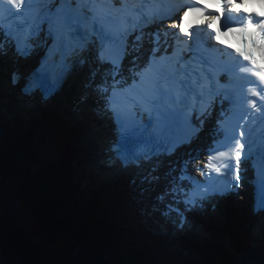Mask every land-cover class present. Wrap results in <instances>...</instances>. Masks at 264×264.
Instances as JSON below:
<instances>
[{"label": "snow or ice", "instance_id": "snow-or-ice-1", "mask_svg": "<svg viewBox=\"0 0 264 264\" xmlns=\"http://www.w3.org/2000/svg\"><path fill=\"white\" fill-rule=\"evenodd\" d=\"M147 2L0 0V57L8 55L12 44L16 53L24 57L35 48H45L42 71L34 73L23 89L29 95L39 89L44 100L56 94L69 74L88 65L91 72L85 88L104 101L103 109L111 113L115 125L117 140L110 148L115 159L125 169L139 170L142 163L157 158L150 168L137 171L142 192L149 191L160 179L156 174L159 157L171 156L180 145L190 144L204 125L201 117L211 116L213 103L223 96L222 119L217 120L218 127L206 151L207 161L196 169L206 181L191 174L190 165L200 162L202 157L190 154L189 159L169 168L165 175L171 186L157 199L164 201L165 196H170L175 203H168L164 214L175 213L178 227L183 230L187 224L190 229L192 224L185 213L209 204L214 211L213 200L236 192L245 179L242 162L244 172L251 162L258 193L254 211H264V0H189L190 6L184 9L179 22L170 25L178 29L172 33L177 37V47L171 55L159 56L161 34L159 31L146 34L143 29L149 21L138 19L144 16L142 8ZM225 13L238 17V21L219 26ZM151 18L163 17L153 12ZM194 28L207 30L217 44L230 50L227 55L240 58L235 68L227 70L231 77L229 84L221 83L217 65L192 46L196 42L189 43ZM145 35L150 37L148 43L152 47L141 68L136 61L141 59ZM181 35L188 38L183 43L191 55H183L185 49L179 47ZM229 37L245 48H233L228 43ZM248 45L259 50V58L247 50ZM128 56H132L130 81L122 70ZM12 80L16 83L18 76L13 74ZM225 88H230V92L223 91ZM82 99L86 100L87 95ZM225 99L230 101L227 116ZM194 114L198 125L193 123ZM221 176L232 179H217ZM136 179L132 181L134 184Z\"/></svg>", "mask_w": 264, "mask_h": 264}, {"label": "trees", "instance_id": "trees-1", "mask_svg": "<svg viewBox=\"0 0 264 264\" xmlns=\"http://www.w3.org/2000/svg\"><path fill=\"white\" fill-rule=\"evenodd\" d=\"M24 131L14 142V145L9 146L5 143L0 148L2 180L3 183H7L11 187L10 189L15 188L14 183L20 185L21 192L19 195L22 198L21 203L24 202L22 206H26L27 213L31 214L40 225L42 224V230H45L47 235L54 240V248L59 250L56 251L57 253L45 252V255L37 258L38 252L34 250L35 242L28 239V243L23 247L25 249L32 247L30 254L34 258L31 257L33 258L31 262L33 264H65L62 261L69 260L74 255L73 250L89 246L97 249L102 256L107 257L111 264H123L122 256H114L112 252L113 248L110 241L114 238L113 226L103 221L102 224L99 222L101 219L91 212L93 206L91 203L85 206L77 202L74 192H76L75 186L77 187L78 184L73 181L74 177H69L68 164H66V177L63 167L44 169L42 173L36 175L32 168H36L40 161L37 146L32 131ZM9 141L11 139H8ZM3 183L0 182V211L3 209L5 214L3 217L0 216V232L6 231L9 222L10 224L13 223L15 226H10L12 227V231L9 233L10 237L23 242L24 238H29L27 237L28 233L26 230L17 228L18 225L15 222L17 218L14 215L9 216L8 209L11 207V203L2 197L6 194L1 187L5 186ZM80 184L82 185V183ZM79 190H81V186L77 192ZM90 192L92 191L88 189L84 191L82 187L78 196L80 198L86 197L87 195L84 194ZM94 193L96 192L93 191ZM242 245L240 242L237 247L241 248ZM115 247L117 248V245ZM213 251L214 258L207 257L204 264L234 263L228 257L227 252L225 253L222 244L215 246Z\"/></svg>", "mask_w": 264, "mask_h": 264}, {"label": "bare ground", "instance_id": "bare-ground-1", "mask_svg": "<svg viewBox=\"0 0 264 264\" xmlns=\"http://www.w3.org/2000/svg\"><path fill=\"white\" fill-rule=\"evenodd\" d=\"M230 22H235L230 20ZM12 70L6 66L4 63H2L0 61V110H6L9 113H16V122H23L25 124H27V127H22L21 131L27 130V131H32L33 135H34V142L36 144V146L40 147V151L44 152V148L42 147V144H40L41 140L47 141V139L45 138L46 133L44 132V129L41 128V123H40V113L38 114V111L40 109L37 108V104H38V99H35V102L37 104H32L30 101H28L27 97H25L24 95L21 94L20 90H14L15 87L12 86L11 84V80L7 79L10 78L9 75L11 74ZM8 73V74H7ZM23 73V72H21ZM7 74V75H5ZM5 75V76H3ZM7 79V80H5ZM69 89V88H68ZM65 89V90H68ZM14 90V91H13ZM86 91H89L90 93H92L91 89H87ZM38 100V101H37ZM67 101H63L62 100V107L61 110L65 111V109L68 111L67 114L70 115L68 116L69 118H67V122H76L74 127H71V125H68L67 128L70 132L75 131V129L78 128H83V132H84V136H87L85 138V141L83 142L82 139H78V141L76 140H72L74 143H76L78 145V149L76 150H71L70 149V158L71 160H75L78 164V162H81L82 165L79 166H85V169H83L82 173L80 172V169L78 167H76V169L78 170L79 175L84 176V173H91L92 175L95 176V174L99 173L100 177L99 179L95 178V180L99 183L97 184V188L94 190V192L96 193H92L90 194H84L87 195L89 197L88 200L85 199L84 197V202L85 203H89L90 201H92L93 203V207H91V212L94 215H99L101 221L105 222V223H109L110 225L113 226V236H114V241L115 239L119 242L120 241V236L121 233L117 230V224L118 223H123V222H127L131 227H137L136 230H138L139 232H141V234H139L137 236L136 239H142V240H146L147 243H145L146 245H144L142 243V241L139 239L138 241L140 242V244H142L143 249L147 250L144 253V257L146 259H151L152 257L155 258L158 256H163V255H169L171 257H173L174 259L181 254V252H178L179 249L174 247L173 245L167 244L165 243V241H167L166 239H163L159 236L158 231L155 230V228L153 227V224L150 220L151 217H149L147 212H144L142 210L147 209V206L144 202V200L141 198L140 194H138L136 188L132 189L129 188L128 186L125 187L123 186L121 183H118L117 180L122 177L124 179V173L120 172V171H112L114 172V174H116V176H112L109 172H106V170L102 167V163H100V160H98L99 157V151L97 149L100 148L99 143L97 141V137L99 136L100 132L102 131V129L99 128V125L101 123V121H97V122H92L95 121V119H97V117L99 116V114H101L100 112V107L95 106L94 109L91 112V116L90 119H93L92 121H90L87 118V113H86V109L89 107H91V102H80V103H74L71 102L70 104H67ZM48 104V103H47ZM29 113H35L32 115H29ZM25 115H27L28 117H25ZM96 117V118H95ZM4 120H7V118L5 119H1L0 118V133H1V137L3 138L4 141V137L5 136V127L3 126V122H6ZM92 124H89V123ZM85 128L87 129V132L85 130ZM69 131H67V133H69ZM40 135V136H39ZM44 135V136H43ZM80 136H83V133L79 134ZM40 141V142H39ZM8 141H5V143ZM56 145H58L56 143ZM104 148V147H103ZM80 151V153H79ZM85 156H91V160L90 161H84V158L82 157ZM40 159V157H39ZM83 168V167H82ZM72 168L68 169V172L71 173L72 172ZM94 173V174H93ZM93 176V177H94ZM93 181V179H92ZM90 181V182H92ZM78 186L76 188V193L78 188L81 186L80 183H78ZM106 189H111L114 192L111 193H106ZM129 193V195H128ZM120 197L121 198V203L120 202H115V201H107L108 199L112 198V197ZM146 195V200H151L152 199V194H150L149 192H145ZM83 199V198H82ZM137 201H136V200ZM134 202H136L137 204H134ZM110 205V207H109ZM139 205V215L142 216V214L146 217H144V226L145 228H141L139 226V223L137 222L138 219V215L136 214V212L133 210V208H136ZM109 209V210H107ZM160 207L156 208V213L160 212ZM120 211H125L123 213H121ZM149 212V210H148ZM148 214V215H147ZM241 215H243L242 213H239ZM134 215V217H133ZM103 217V219H102ZM234 216H231L229 218L226 219H222L221 215L219 216H212L211 219L215 220L217 223H215V225L217 226L218 229H220V226L226 224L228 222V220L232 219ZM258 219V218H257ZM142 220V219H141ZM137 223V226L135 225V222ZM223 221V222H222ZM252 222V218L249 216V223ZM201 227H204L203 229L200 228L202 231H200L201 237H195L193 238L196 243L199 246H204L205 244H207L209 241L207 238V232L211 235L212 231L205 227V225H202ZM215 228V226H214ZM251 226L248 227V230H251ZM129 230H126V232ZM144 231L145 234H144ZM253 233L259 238V240L251 245L250 247H248L246 253L250 254V256L254 257L253 255H260L261 258H256V259H252V263L253 264H264V221L263 224L261 225H257L255 226ZM127 234V233H126ZM119 237V238H118ZM209 238L211 236H208ZM212 241V239H211ZM129 243L128 246V251L126 254L127 258H132L133 255H135L136 250L138 251V249L136 248L135 244L133 241H127ZM248 242V241H247ZM251 242V241H250ZM243 244V243H242ZM231 247L234 248V252H236L239 256V258H245L246 256L244 255V246L242 245L241 248L238 247H234L236 245L233 246V244H230ZM121 247H123V244L121 245ZM120 247V248H121ZM171 249V251H167V248ZM85 250H88L90 253H92V255L94 256L93 258L97 261L96 263H101L104 261V256H100L99 253L96 251L94 252V250L92 251L88 246L84 247ZM125 248V247H124ZM95 249V248H94ZM174 250V251H173ZM81 252V250H79ZM126 251V250H125ZM192 252V251H191ZM195 253V252H192ZM182 254H187V256H183L184 260V264H190L192 261H190V259L192 260V256L190 253L188 252H184ZM203 254V255H202ZM227 254L233 255L230 256V259L232 260H236L233 264H240V261H242L243 259H241L238 263H237V255H235L234 253L230 252V250H227ZM202 258L206 256L210 257L211 259L214 258V256H211L209 254H207L206 252H202L201 253ZM138 260H136L137 262H141L140 260V256H136ZM201 258V259H202ZM263 259V260H262ZM169 260V259H167ZM262 260V261H261ZM188 261H190V263H188ZM195 261H198V258H195ZM201 261V260H200ZM259 261V263H258ZM109 261L107 259H105V263H108ZM155 262H153L152 264H154ZM169 263L171 264H182V261H179L177 258L175 259V261H170Z\"/></svg>", "mask_w": 264, "mask_h": 264}, {"label": "rangeland", "instance_id": "rangeland-1", "mask_svg": "<svg viewBox=\"0 0 264 264\" xmlns=\"http://www.w3.org/2000/svg\"><path fill=\"white\" fill-rule=\"evenodd\" d=\"M32 114H35V113H29V115H32ZM16 116H17V114L16 113H9V112H7L6 110H3V109H1L0 110V118L1 119H5V118H7V120H4V121H6V122H3V126L5 127V136L6 137H4V142L5 141H8V139H11V141H9V142H6V144L7 145H9V146H11V144L12 145H14L15 143L14 142H16L17 141V139H18V137L20 136V135H22L23 134V131H21V128L22 127H27L26 125L27 124H25V123H23V122H16L15 121V119H16ZM25 117H28L27 115H25ZM40 117V123H41V125H43L41 128H43L44 129V132L46 133V126L48 125V120L44 117V118H42L41 117V115L39 116ZM50 130V129H49ZM25 132V131H24ZM40 136V135H39ZM44 136V135H43ZM45 138H46V135H45ZM40 142V141H39ZM40 144H41V142H40ZM70 153V152H69ZM71 154V153H70ZM56 157H54V158H50V156H49V154L47 155V156H45V157H43L42 158V160L43 161H48L49 159H55ZM31 164H32V162H30ZM72 165H73V167H72V171H74L73 173L71 172L70 173V175H69V177H71V178H73V181H75V182H80V183H82V185H81V190H79L76 194H77V196H78V194L82 191V187H83V189H84V191H87V189L88 190H91L92 192H90V193H88V194H92L93 193V191L97 188V184H99L96 180H95V178H97V179H99V177H100V175H99V173H97V174H95V176L94 175H92L91 173H84V176H81V175H79V173H78V170L76 169V167H78L79 169H80V172L82 173V171H83V169H85V166H79V165H82L81 164V162H78V164H77V162L75 161V160H72ZM37 169H39V167H37ZM40 173H42L41 171L40 172H36V175L37 174H40ZM94 174V173H93ZM94 176V177H93ZM92 179H93V181H92ZM2 181V183H3V180H2V174L0 173V182ZM90 181H92V182H90ZM11 184V183H10ZM3 185H5V186H1V187H3V191L6 193L5 195V197H6V199L7 200H9V202L11 203V207L8 209V213H9V216H12V215H14L16 218H17V220H16V218L14 217V219L16 220L15 222H17V225H18V227L17 228H19L20 230L21 229H23V230H26L27 231V233H28V237H29V240L30 241H33V242H35V244H34V250L35 251H37L38 253H37V258H40V256H43V255H45V252H48V253H57L56 251H59L58 249H56V248H54V240L53 239H51L48 235H47V233L45 232V230H42V228H41V226H42V224L40 225L39 223H38V221L34 218V217H32V215L30 214H28L27 213V210H26V206L24 207V206H22V204L24 203H22L21 204V202H22V198L20 197V185L18 186L17 184H15L14 183V187L15 188H13V191H12V189H10L11 187H9L8 186V184L6 183H3ZM87 194V193H86ZM92 196V195H91ZM3 197V199H5V197L4 196H2ZM83 198V200H81V198L79 197V200L77 201L78 203H80V204H84L85 202H84V197H82ZM11 199H12V201H11ZM85 199L86 200H88L89 199V197L88 196H86L85 197ZM89 203H91L92 205H93V203H92V201H90ZM89 203H86V204H89ZM134 204H137L136 202H134ZM93 207V206H92ZM109 207H110V205H109ZM107 210H109V209H107ZM133 210L136 212V214L138 215V219H140V220H137V222L139 223V226L142 228H145V226H144V217H146V216H144L143 214H142V216H140L139 215V210H140V208H139V205L136 207V208H133ZM142 211H144V212H147L148 214H149V212H148V210L147 209H144V210H142ZM121 213H123V212H125V211H120ZM147 214V215H148ZM4 215V210L2 209L1 211H0V216H3ZM96 216L99 218L100 216L99 215H97L96 214ZM133 217H134V215H133ZM102 219H103V217H102ZM142 219V220H141ZM231 220V219H230ZM230 220H228V221H230ZM99 222L102 224L103 222L101 221V220H99ZM223 222V221H222ZM135 223V225L137 226V223H136V221L134 222ZM26 227H25V226ZM10 226H15L13 223H11L10 224V222H9V227L7 226V229H6V231H4V235L2 234V236L3 237H5V239H9L10 240V235H9V233L12 231V228L10 227ZM117 230L121 233V236H120V241L118 242L116 239H115V241H114V239L113 240H111L110 242H111V245H112V248H113V255L114 256H122V258H123V260H124V262H123V264H152L153 262H155L154 264H171V263H169V260H167L168 262H166V261H163L162 259H161V256H158V258L157 257H155V258H151V259H146L145 257H144V252H142L143 250V247H142V244H140V242L138 241L139 239H136L137 238V236L139 235V234H141V232H139L138 230H136L137 229V227H131L127 222H123L122 224L121 223H118L117 224ZM142 228V229H143ZM223 225L222 226H220V230H221V232L222 233H220V236H223V235H225L226 233L225 232H227L228 231V229H227V226H225V228H223ZM126 230H129V231H127L126 232ZM145 232L146 231H144V234H145ZM127 233V234H126ZM247 233V232H246ZM233 233H231V235H232ZM212 235V234H211ZM208 232H207V238L206 239H208V241L210 240V238L208 237V236H211ZM233 236H236V234L234 233L233 234ZM240 236H245V234H243L242 233V231H239V237ZM108 237H110L109 235H108ZM225 237V236H224ZM119 238V237H118ZM212 239V238H211ZM223 239H225V238H223ZM228 240L230 241L231 240V237H228ZM127 241H133L134 242V244H135V246H136V248L138 249V251L136 250V252H135V256H140V260H141V262H137L136 260H134L133 258H127V256H126V254L125 253H127V251H128V246H129V243L127 242ZM6 242H8L9 243V241H6ZM5 243V242H4ZM143 243V242H142ZM248 243L249 244H253V240L251 239V242L250 241H248ZM123 244V247H121V245ZM115 245H117V248L115 247ZM28 247V246H27ZM89 247V246H88ZM121 247V248H120ZM125 247V248H124ZM250 247V246H249ZM92 251L94 250V252H99L97 249H94V248H92V247H89ZM59 249H61V248H59ZM80 249L79 248H77V249H75V250H73L74 251V255L75 254H79L80 253V251H79ZM96 250V251H95ZM126 250V251H125ZM171 251V249H170V247L169 248H167V251ZM73 255V256H74ZM100 256H102L101 254H99ZM203 255V254H202ZM228 255V257L230 258V256H232L233 257V255H230V254H227ZM53 256H55V255H53ZM72 257H70V259H71ZM202 256H200V257H198V261H196V264H204V261L205 260H207V258H206V256L205 257H203L202 259ZM234 258V257H233ZM69 259V260H70ZM104 259H107V257H105L104 256ZM69 260H64V261H62V262H65V264H67L68 263V261ZM108 260V259H107ZM158 260H160V261H158ZM201 260V261H200ZM263 260V259H262ZM261 260V261H262ZM190 261H192L191 259H190ZM190 261H188V263H190ZM234 261V260H233ZM236 261V260H235ZM234 261V262H235ZM240 261V260H239ZM239 261H237V263L239 262ZM4 262V261H3ZM22 262V261H21ZM104 263H105V261H103ZM161 262H163V263H161ZM264 262V261H263ZM109 263V262H108ZM2 264H4V263H2ZM7 264H10V263H7ZM62 264H64V263H62ZM106 264V263H105ZM109 264H111V263H109Z\"/></svg>", "mask_w": 264, "mask_h": 264}, {"label": "water", "instance_id": "water-1", "mask_svg": "<svg viewBox=\"0 0 264 264\" xmlns=\"http://www.w3.org/2000/svg\"><path fill=\"white\" fill-rule=\"evenodd\" d=\"M0 140H1V133H0ZM2 234L4 235V232H0V264L2 263L33 264L31 261L34 257L30 254L32 247L30 246L26 249L25 247H23V245H26L28 243L29 238H24V240H22L23 242H19L15 240L13 237H9L10 240L5 239V237H3ZM6 241H9V243ZM93 257L94 256L92 255V253L84 249L79 254H75L74 256H72V258L68 261L67 264H98L96 263L97 261ZM253 258L256 259L255 257H252L250 256V254H248L242 261H240V264H253L252 263ZM99 264H105V263L101 262Z\"/></svg>", "mask_w": 264, "mask_h": 264}]
</instances>
